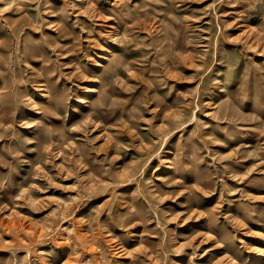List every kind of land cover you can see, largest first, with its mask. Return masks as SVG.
<instances>
[{
  "label": "rangeland",
  "instance_id": "1",
  "mask_svg": "<svg viewBox=\"0 0 264 264\" xmlns=\"http://www.w3.org/2000/svg\"><path fill=\"white\" fill-rule=\"evenodd\" d=\"M0 264H264V0H0Z\"/></svg>",
  "mask_w": 264,
  "mask_h": 264
},
{
  "label": "bare ground",
  "instance_id": "2",
  "mask_svg": "<svg viewBox=\"0 0 264 264\" xmlns=\"http://www.w3.org/2000/svg\"><path fill=\"white\" fill-rule=\"evenodd\" d=\"M112 57H113V55L111 57H108V59H107L108 60L107 69H110V70H114L115 69V65L112 66L113 65V62H114ZM115 64H116V62H115ZM36 81L41 85L42 88H46L45 94H47L49 96L51 94V90L49 88H54L55 89V87H56L55 84H54V82L51 80L50 75H47L46 77H42L40 79H37ZM44 97L46 98L47 96L45 95ZM56 99H59V98H56ZM51 100H53V99H51ZM50 107H54V104L53 103H50V102L49 103H46L45 101L43 102V108L46 109V108H50Z\"/></svg>",
  "mask_w": 264,
  "mask_h": 264
}]
</instances>
